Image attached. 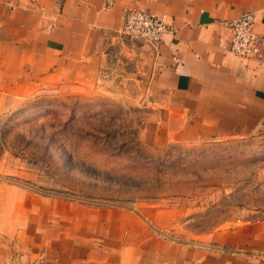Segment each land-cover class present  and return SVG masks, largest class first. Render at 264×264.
Instances as JSON below:
<instances>
[{"label": "crops", "instance_id": "0c3cea01", "mask_svg": "<svg viewBox=\"0 0 264 264\" xmlns=\"http://www.w3.org/2000/svg\"><path fill=\"white\" fill-rule=\"evenodd\" d=\"M132 8L168 17L172 32L156 48L120 35ZM249 12L264 38V0H0V109L42 92H121L167 140L249 132L264 122V55L228 52L223 25ZM150 213L0 180V264H217L207 248L163 235L161 213ZM239 235L264 254V223Z\"/></svg>", "mask_w": 264, "mask_h": 264}, {"label": "rangeland", "instance_id": "374dc122", "mask_svg": "<svg viewBox=\"0 0 264 264\" xmlns=\"http://www.w3.org/2000/svg\"><path fill=\"white\" fill-rule=\"evenodd\" d=\"M125 95L57 90L0 109V180L160 212L163 235L207 248L217 264L264 261L239 235L264 223V122L234 137L167 140L156 117Z\"/></svg>", "mask_w": 264, "mask_h": 264}, {"label": "built area", "instance_id": "2783aa9c", "mask_svg": "<svg viewBox=\"0 0 264 264\" xmlns=\"http://www.w3.org/2000/svg\"><path fill=\"white\" fill-rule=\"evenodd\" d=\"M118 0H105V7L112 8ZM255 14L246 13L239 18L223 22L230 33L227 51L239 58L260 59L264 55V38L255 29ZM172 32L168 17L152 15L132 8L125 12V22L120 35L138 39L152 47L159 46Z\"/></svg>", "mask_w": 264, "mask_h": 264}]
</instances>
